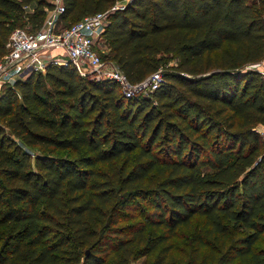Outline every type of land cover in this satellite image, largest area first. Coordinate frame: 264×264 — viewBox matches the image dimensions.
<instances>
[{
    "label": "trees",
    "instance_id": "1",
    "mask_svg": "<svg viewBox=\"0 0 264 264\" xmlns=\"http://www.w3.org/2000/svg\"><path fill=\"white\" fill-rule=\"evenodd\" d=\"M118 3L102 40L128 81L178 64L149 97L70 65L0 88V264H106L108 252L129 264L195 215L232 233L216 264H264V0H63L59 24ZM51 7L0 0V58L11 31L38 29ZM121 157L131 169L97 168ZM151 173L155 186L137 188ZM134 196L151 209L123 232Z\"/></svg>",
    "mask_w": 264,
    "mask_h": 264
},
{
    "label": "built area",
    "instance_id": "2",
    "mask_svg": "<svg viewBox=\"0 0 264 264\" xmlns=\"http://www.w3.org/2000/svg\"><path fill=\"white\" fill-rule=\"evenodd\" d=\"M42 25L29 31L14 28L0 58V88L25 79L31 73H45L50 66H73L80 76L90 81H114L124 97L132 98L142 93H152L163 82V71L152 73L140 83L132 84L113 63L103 62L96 44L115 4L104 12L85 16L69 27L60 28V16L64 13L63 0H50ZM129 1V0H126ZM264 137V132H262Z\"/></svg>",
    "mask_w": 264,
    "mask_h": 264
},
{
    "label": "rangeland",
    "instance_id": "3",
    "mask_svg": "<svg viewBox=\"0 0 264 264\" xmlns=\"http://www.w3.org/2000/svg\"><path fill=\"white\" fill-rule=\"evenodd\" d=\"M33 5L26 8V12H32ZM76 19L70 20L74 22ZM25 27L30 29L32 26ZM65 23L60 24V28H65ZM96 49L101 57L103 62L112 63L110 57L107 56V48L103 43L99 42L96 44ZM178 64V60L174 57L167 56V62L161 67L163 72L169 71L170 68L175 67ZM120 90V88H119ZM120 93H123L120 90ZM150 93H142L134 97H149ZM257 130L259 132H264V127L258 126ZM32 153L37 152V148L29 149ZM53 155H58L62 157H71L74 158L75 155L67 151H55ZM135 153L131 154V157H134ZM126 162L127 170L131 169L134 164V159H126L121 157L118 160H114L112 167H109L106 164H99L97 168L102 169L108 173L109 176H114L112 174H117L119 167L123 166ZM110 168L113 169L110 171ZM156 176L154 173H151L149 177L145 178L143 182L137 184V188L147 189L148 187L153 188L156 184ZM118 196H121L123 193L118 192ZM148 199H151L148 196ZM129 209L124 210V215L120 217V221L117 223V227H122L123 232H129V228H132V225H135L138 221L143 219L145 211H149L151 208L146 202H141L139 198L132 199V202L129 204ZM137 225L134 226V228ZM133 228V229H134ZM163 231L160 227L153 232L159 234ZM232 233H229L225 236L216 235L208 227L205 218L202 216H193L186 225H182L176 228L175 235L170 237L166 242L161 244L155 250L150 252L147 255L141 256L139 258H131L129 264H216L217 259L220 254L223 253L228 244L230 243V236ZM147 235H152V230L147 232ZM141 245L137 246L140 247ZM256 248H264V236H262L256 243ZM106 255V264H112L113 257L111 252ZM104 255V257H105Z\"/></svg>",
    "mask_w": 264,
    "mask_h": 264
},
{
    "label": "crops",
    "instance_id": "4",
    "mask_svg": "<svg viewBox=\"0 0 264 264\" xmlns=\"http://www.w3.org/2000/svg\"><path fill=\"white\" fill-rule=\"evenodd\" d=\"M256 69L264 74V61H262L260 64L256 65Z\"/></svg>",
    "mask_w": 264,
    "mask_h": 264
},
{
    "label": "water",
    "instance_id": "5",
    "mask_svg": "<svg viewBox=\"0 0 264 264\" xmlns=\"http://www.w3.org/2000/svg\"><path fill=\"white\" fill-rule=\"evenodd\" d=\"M88 253V251H86V254Z\"/></svg>",
    "mask_w": 264,
    "mask_h": 264
}]
</instances>
